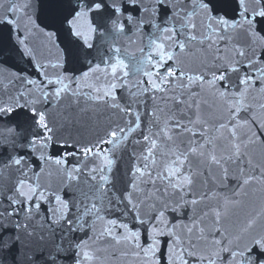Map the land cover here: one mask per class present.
I'll return each instance as SVG.
<instances>
[{
	"label": "snow or ice",
	"instance_id": "6c2138e0",
	"mask_svg": "<svg viewBox=\"0 0 264 264\" xmlns=\"http://www.w3.org/2000/svg\"><path fill=\"white\" fill-rule=\"evenodd\" d=\"M0 264H264V0H0Z\"/></svg>",
	"mask_w": 264,
	"mask_h": 264
}]
</instances>
